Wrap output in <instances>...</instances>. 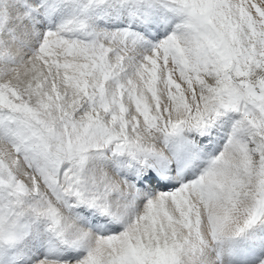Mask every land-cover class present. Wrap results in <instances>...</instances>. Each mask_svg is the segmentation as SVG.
<instances>
[{
    "label": "snow or ice",
    "instance_id": "obj_1",
    "mask_svg": "<svg viewBox=\"0 0 264 264\" xmlns=\"http://www.w3.org/2000/svg\"><path fill=\"white\" fill-rule=\"evenodd\" d=\"M0 264H264V0H0Z\"/></svg>",
    "mask_w": 264,
    "mask_h": 264
}]
</instances>
